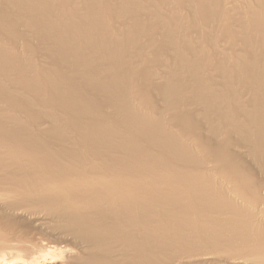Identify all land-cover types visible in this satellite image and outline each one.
Returning <instances> with one entry per match:
<instances>
[{
    "label": "bare ground",
    "instance_id": "1",
    "mask_svg": "<svg viewBox=\"0 0 264 264\" xmlns=\"http://www.w3.org/2000/svg\"><path fill=\"white\" fill-rule=\"evenodd\" d=\"M232 1L0 0V264H264V0Z\"/></svg>",
    "mask_w": 264,
    "mask_h": 264
},
{
    "label": "rangeland",
    "instance_id": "2",
    "mask_svg": "<svg viewBox=\"0 0 264 264\" xmlns=\"http://www.w3.org/2000/svg\"><path fill=\"white\" fill-rule=\"evenodd\" d=\"M224 1H225V3H227L228 0H224ZM231 1H232V0H231ZM231 1L227 3V5H229V6H228L229 9L232 8V6H230L231 4H229V3H231ZM233 1H234V0H233ZM233 1H232V2H233ZM247 1H250V0H247ZM252 1H256V0H252ZM243 3H244V2H243ZM243 3H241V4H243ZM241 4H240V5H241ZM234 6H235V5H234ZM226 7H227V6H226ZM229 11H230V10H229ZM59 257H60V258H63V255L61 254V256H58V258H59ZM60 258H59V259H60ZM10 260H11V261H10ZM10 260H9V259H6V260H5V263H8V262L10 261L8 264H18V261H15V260H12V259H10ZM58 261H59V260H57V261L55 262V264H61V263H63V260H60L59 263H58ZM45 263H46V262H43V263H42V262H39V264H45ZM221 264H224V263H221Z\"/></svg>",
    "mask_w": 264,
    "mask_h": 264
}]
</instances>
